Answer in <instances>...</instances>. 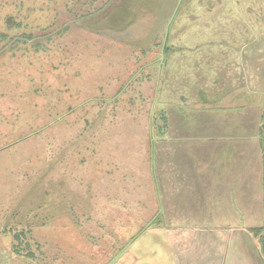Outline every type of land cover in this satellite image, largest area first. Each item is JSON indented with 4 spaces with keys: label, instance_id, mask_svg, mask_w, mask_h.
I'll return each instance as SVG.
<instances>
[{
    "label": "rangeland",
    "instance_id": "rangeland-1",
    "mask_svg": "<svg viewBox=\"0 0 264 264\" xmlns=\"http://www.w3.org/2000/svg\"><path fill=\"white\" fill-rule=\"evenodd\" d=\"M263 36L264 0H0V264H130L166 241L161 183L209 98L243 94L256 122L262 95L230 83Z\"/></svg>",
    "mask_w": 264,
    "mask_h": 264
},
{
    "label": "crops",
    "instance_id": "crops-1",
    "mask_svg": "<svg viewBox=\"0 0 264 264\" xmlns=\"http://www.w3.org/2000/svg\"><path fill=\"white\" fill-rule=\"evenodd\" d=\"M258 42V63L242 72L251 74L247 83L238 79L230 83L241 89L238 92L249 88L254 95H262L261 105L253 112L256 122L250 123L249 111L254 108L243 103V94L224 105L209 98L202 110L208 127L194 131L193 159L185 160L182 175L161 183L167 197L162 202L163 215L174 219L167 223L163 237L167 240L154 244L144 259H130V264H264L263 233L253 232L264 227V136L260 132L264 65L259 66L264 36ZM231 91L234 87H225L215 97L226 98ZM178 178L187 179L182 195Z\"/></svg>",
    "mask_w": 264,
    "mask_h": 264
},
{
    "label": "trees",
    "instance_id": "trees-1",
    "mask_svg": "<svg viewBox=\"0 0 264 264\" xmlns=\"http://www.w3.org/2000/svg\"><path fill=\"white\" fill-rule=\"evenodd\" d=\"M261 120H262V126L260 128V132L264 136V109H263ZM253 232L255 235H258V236H260L263 233L262 237L260 238V241L264 245V227L262 229L261 228H257V229L255 228V229H253Z\"/></svg>",
    "mask_w": 264,
    "mask_h": 264
}]
</instances>
